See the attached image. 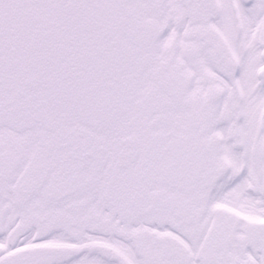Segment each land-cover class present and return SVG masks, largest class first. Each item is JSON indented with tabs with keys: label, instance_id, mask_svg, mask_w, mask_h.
<instances>
[{
	"label": "snow or ice",
	"instance_id": "obj_1",
	"mask_svg": "<svg viewBox=\"0 0 264 264\" xmlns=\"http://www.w3.org/2000/svg\"><path fill=\"white\" fill-rule=\"evenodd\" d=\"M0 264H264V0H0Z\"/></svg>",
	"mask_w": 264,
	"mask_h": 264
}]
</instances>
